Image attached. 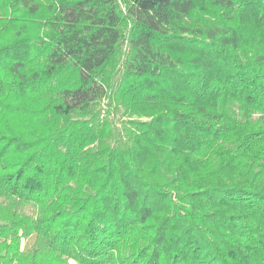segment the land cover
<instances>
[{
  "label": "trees",
  "instance_id": "1",
  "mask_svg": "<svg viewBox=\"0 0 264 264\" xmlns=\"http://www.w3.org/2000/svg\"><path fill=\"white\" fill-rule=\"evenodd\" d=\"M0 264H264V0H0Z\"/></svg>",
  "mask_w": 264,
  "mask_h": 264
},
{
  "label": "rangeland",
  "instance_id": "2",
  "mask_svg": "<svg viewBox=\"0 0 264 264\" xmlns=\"http://www.w3.org/2000/svg\"><path fill=\"white\" fill-rule=\"evenodd\" d=\"M126 51H127V43H124V46H123V49H121L120 55H117L114 58L113 62L110 65L109 70H115V69H117L120 66V64H121V62H122V60L124 58V52H126ZM31 213L32 212H30V214ZM34 240H35V235H33L32 237H30L28 240H23L22 241L23 242V245H22L23 246V249L32 247V245L34 243Z\"/></svg>",
  "mask_w": 264,
  "mask_h": 264
}]
</instances>
